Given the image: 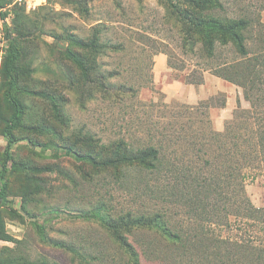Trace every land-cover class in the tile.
<instances>
[{"label":"rangeland","instance_id":"1","mask_svg":"<svg viewBox=\"0 0 264 264\" xmlns=\"http://www.w3.org/2000/svg\"><path fill=\"white\" fill-rule=\"evenodd\" d=\"M226 3L234 13L259 15L264 25V0ZM3 12L0 165L10 115L3 101L5 22L21 40L25 75L18 94L26 115L13 150L25 169L8 175L3 210L13 240H0V264H131L116 242L128 233H114L106 222L132 212L161 214L168 225V206L188 222L168 204V113L205 103L202 110L222 132L239 104L250 109L242 87L214 74L236 53L227 47L210 61L199 48L187 50L161 0H5ZM86 135L100 144L124 139L135 148L160 147L161 164L155 171L126 168L129 177L119 181L126 178L120 170L67 155L70 146L92 152L79 141ZM245 184L254 206L264 208V177L249 174ZM131 241L143 264H168V241L159 234L136 231Z\"/></svg>","mask_w":264,"mask_h":264},{"label":"trees","instance_id":"2","mask_svg":"<svg viewBox=\"0 0 264 264\" xmlns=\"http://www.w3.org/2000/svg\"><path fill=\"white\" fill-rule=\"evenodd\" d=\"M161 1L176 21L187 50L199 48L213 61L221 49H233L236 59L216 67L214 74L242 87L251 108L239 104L222 132L212 127L208 112L202 110L209 107L205 103L184 105L183 110L168 113V204L183 210L188 222L168 206V225L161 214L128 212L117 220L109 219L107 229L128 233L118 235L116 242L131 264H143L131 241L136 231L157 233L168 241V264H264V208L254 206L245 184L249 174L264 177V25L259 15L245 10L234 13L227 0ZM4 8L5 0H0L3 20L7 18ZM4 31L3 101L10 115L2 129L7 145L0 165V240L12 241L3 210L9 203L8 175L25 169L13 157L15 132L26 115L18 94L25 73L19 66L21 40L6 22ZM191 83L200 85L202 80ZM224 106L223 102L219 107ZM79 141L87 143L92 152L80 153L70 146L67 155L94 166L115 168L122 177L126 168L155 171L161 164V149L154 145L135 148L124 139L100 144L90 135ZM207 224L215 227L210 230ZM216 230L232 233L225 236L215 234Z\"/></svg>","mask_w":264,"mask_h":264},{"label":"crops","instance_id":"3","mask_svg":"<svg viewBox=\"0 0 264 264\" xmlns=\"http://www.w3.org/2000/svg\"><path fill=\"white\" fill-rule=\"evenodd\" d=\"M162 61H163V59H162ZM163 63V62H162Z\"/></svg>","mask_w":264,"mask_h":264}]
</instances>
